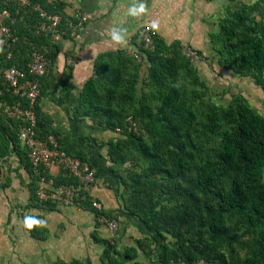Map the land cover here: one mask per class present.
<instances>
[{
	"label": "trees",
	"instance_id": "obj_1",
	"mask_svg": "<svg viewBox=\"0 0 264 264\" xmlns=\"http://www.w3.org/2000/svg\"><path fill=\"white\" fill-rule=\"evenodd\" d=\"M34 1L49 11L63 13L66 19L69 16L64 3ZM235 3L226 7L218 19V30L209 34L215 60L208 57V61L250 78L264 91V0ZM25 19L15 28L21 40L14 46L10 65L23 67L34 43L46 50L49 70L60 54L69 56L60 42L37 37L29 30L37 23L35 13L25 14ZM152 35L154 46L146 47L143 42L145 55L139 54L141 60L125 48L100 53L95 75L81 92L78 111L82 115L104 129L125 128L106 144L112 163L106 171L124 186L123 193L116 190L120 215L133 217L150 232L136 239V245L120 250L115 239L99 237L94 231L95 242L103 246L97 264H147L139 260L140 250L146 251L152 264H198L199 260L264 264V114L230 86L224 92L230 94V101H215L209 82L196 60L186 54L181 40L169 41L155 31ZM139 38L137 32L133 43ZM195 50L205 59L202 50ZM144 66L147 73L142 77ZM41 96L37 104L38 134L54 133L62 149L87 160L96 178L102 177L85 152L73 144L66 146L68 141L51 128L40 106ZM15 98L5 89L0 102ZM3 116L10 131L6 130V135L0 131V176L1 161L15 150L31 178V202L56 210L55 203H42L36 194L42 177L52 176L34 171L19 138V125L4 113L2 105L0 118ZM130 116L137 131L126 127ZM131 161L142 163L141 171L128 169L126 164ZM53 180L57 186L73 181L62 175ZM84 208L96 214L90 202ZM104 214L115 218L107 209ZM29 231L32 237L40 236L37 227ZM245 250L246 256L241 257ZM51 264L84 263L60 259Z\"/></svg>",
	"mask_w": 264,
	"mask_h": 264
},
{
	"label": "rangeland",
	"instance_id": "obj_2",
	"mask_svg": "<svg viewBox=\"0 0 264 264\" xmlns=\"http://www.w3.org/2000/svg\"><path fill=\"white\" fill-rule=\"evenodd\" d=\"M235 1L236 0H143L146 6L145 12L133 14L131 9L138 8L141 0H131V4H129L128 8L131 10V16L134 17V19L137 18V21H135V25H132L127 30L124 31L122 29L120 31L123 33L124 37L127 38H124L125 42L120 44V46L128 50H135L140 55H145L142 50L144 44L141 38H139L137 44H134L132 41L133 36L137 32L140 33L143 29L151 31V33L152 31L157 33L156 29L158 28H154V30L150 28L152 25L141 20V16L139 15L145 14L144 20L147 18L151 21L150 23H158V20H163L161 25L163 28L162 32L166 34L169 40L179 39L183 46L192 47L193 49L198 48H196L192 42H196L198 46L202 47L205 52V59L196 64L197 67H201L209 62L208 57L215 60L209 34L218 30L219 17L224 13L226 7L232 4L235 5ZM241 1L252 2L253 0ZM154 8H156V12ZM212 67L213 66L208 64V66H204L202 69L203 76L207 79L211 87L210 93H212L211 95L215 101L223 104L228 103L230 101V94L224 93L229 88V85L226 84L227 79L224 75L216 73ZM146 73L147 66H144L141 72L142 77H144ZM259 92L260 90L255 89V93ZM255 93L251 96L253 98L252 101L255 100V105L261 108V103L259 101L260 96H258L259 98L256 100L257 96H255ZM109 131H104L105 133H103L104 136L102 140H107L108 142V140L113 137V133L116 135L114 130ZM107 142L104 143L107 144ZM10 161L11 172L9 175L7 174L4 176L3 180H5V182L9 179L10 175H16L24 168L23 164L22 166L18 165V159L15 157H10ZM126 166L128 169L135 167L136 170L141 171L143 164H134V162L131 161L128 162ZM123 172H126L125 169ZM27 178L31 181L29 176H27ZM110 180L108 182L102 180L98 182L97 179L96 186H102L105 192H110L111 190V195L114 199L116 198V200H118L116 190L123 193L124 186L119 183L117 184L112 178ZM24 181V178H21L20 181L17 180L15 191L6 192L3 184L0 187V202L3 205L0 211V264H51L60 259L65 261L78 259L84 264L89 262L96 264L100 259L102 245L95 242L93 238L94 231H96L99 237L115 239L118 249L120 250H123L124 247L130 246L131 244L136 245V239L138 237H145V233H142L140 226H138L140 224L134 220L133 217L126 218L127 216L120 215L121 213L118 210L119 204L117 208H107V211L114 213V217L120 221L118 231L112 234L108 228L99 221L98 215H96L97 213L95 214L90 210L77 207L67 208L58 205L56 209L59 210L57 212H52L48 206H36L30 200L31 190L25 187ZM2 192L5 193L3 194ZM110 201L112 200L108 199L105 201V205L108 204L110 205L108 207H112L113 205ZM26 216H34L46 221L44 226L37 227L40 232L39 237H32L30 231L24 227L23 220ZM96 226H98V230H96ZM43 229H47V231ZM168 240L174 241L171 237H169ZM246 240L250 243L249 237H247ZM246 254V250L240 252L241 257H245ZM139 260L147 262V264H152L151 258L147 256L145 250H140ZM127 264L131 263L129 262Z\"/></svg>",
	"mask_w": 264,
	"mask_h": 264
},
{
	"label": "built area",
	"instance_id": "obj_3",
	"mask_svg": "<svg viewBox=\"0 0 264 264\" xmlns=\"http://www.w3.org/2000/svg\"><path fill=\"white\" fill-rule=\"evenodd\" d=\"M48 1L64 3L67 6L68 18H64L61 12L47 10L39 1L0 0V95H4L6 89L11 96L16 97L13 102L7 100L3 103L0 102V106L3 105L4 113L18 123L19 138L28 152L34 171L38 175H44L50 173L56 166L60 170V175L73 179L72 182L57 186L54 180H48L43 176L42 183L36 190L38 200L42 203L49 201L77 208H83L86 202H90L98 213L99 221L112 234H115L120 227V221L104 214V210H106L104 203L92 193L97 183L94 168L87 160L62 149L58 137L54 133L40 136L37 132V104L41 96V79L47 75L50 64L46 50L34 43L23 67L9 64V60L15 55L14 46L21 40V36L15 32V28L18 23L26 21L25 14L34 15L35 13L37 15V23L29 26V30L35 36H44L56 42L77 37L90 20L88 13L80 7V0ZM140 37L146 47L153 48L154 41L151 31L141 30ZM128 51L138 60L142 59L137 51L132 49ZM185 52L188 56H192L196 62L203 59L191 47L186 46ZM66 63L71 66L77 64L75 53L70 52L66 57ZM128 121L127 129L137 131V124L132 116L128 118ZM124 129L117 127L115 132L121 135L125 132ZM198 264L211 263L199 260Z\"/></svg>",
	"mask_w": 264,
	"mask_h": 264
},
{
	"label": "crops",
	"instance_id": "obj_4",
	"mask_svg": "<svg viewBox=\"0 0 264 264\" xmlns=\"http://www.w3.org/2000/svg\"><path fill=\"white\" fill-rule=\"evenodd\" d=\"M130 2L131 0H80V7L90 16L89 22L86 24V27L79 33L77 37L73 39H63L59 41L64 52L75 53L77 57V64L75 66L68 65L66 63L67 56L65 55V53L60 54L58 61L53 66H51L42 84L43 95L40 99V106L42 111L46 113V115L49 117L51 122V128L58 132L59 136L65 142L66 140L68 141L66 142V146L73 144L78 147V150L83 151L87 154L94 167L101 172L102 177L98 178V182L101 180L108 182L111 179V177L107 175L106 171V168L112 164L108 157L107 145L104 143L107 142V140H102V137L104 136L103 133H105L104 131L108 132L109 130L104 129V127L95 124L91 120V118L82 115L78 111L80 97L86 81L95 75L94 66L98 55L102 52L125 48L121 47L120 44L115 42L111 38V35L108 34H111L112 30L115 28L120 31L122 29L125 31L132 25H135V21H137V18L134 19V17L131 16L132 13L130 12L133 9L130 10V8H128L129 4H131ZM156 8H154L155 12L157 11ZM139 16H141L142 21L152 25V27L150 26V28H158L159 30L156 29L157 32L163 35L167 40H169L166 37V34L162 32V19H160V21L158 20V23H150L151 21H149V19L146 18V20H144L145 14H140ZM169 41H172V39ZM192 44L196 48L204 52L203 48L198 46L196 42H192ZM208 64L210 66H213L212 69L216 71V73H218L219 75H224V77L227 79V85H229L233 90L241 92L248 99V101L253 107H255L260 113L264 114V91L262 88L256 85L248 77H240L229 70H225L219 67L216 62H214L213 65L210 62H207L205 65L201 67L199 66L200 71L202 72L204 66L206 67L208 66ZM255 89L260 90V94L255 93ZM253 93H255V96H257L256 100H258V96H260L259 101L261 103V108H258L255 105V100L252 101L253 98L251 96H253ZM6 130L7 132L10 131V125L7 118L3 116L2 118H0V131H2L4 135H6ZM118 136L119 135L117 133L116 135H114L113 133V137L111 138L114 139ZM111 138L109 140H111ZM10 157L17 158L18 165L22 166L20 156L15 150H12L10 155L7 156V160L1 161L2 169L0 177L2 180V184L6 189L5 191H15V188L17 186V180L20 181L21 178L25 179V187L29 189L30 180L27 178V176L30 177V175L25 168L20 170V173L22 175L20 173L16 175L12 174V176L10 175L9 179L6 182L5 180H3L4 176L7 174L9 175V173L11 172ZM49 175L52 176V180L53 178L55 179L56 176L60 175L59 168L54 166L50 171ZM2 193L4 194L5 192ZM92 193L95 197L102 200L104 205L105 201H107L108 199L112 200L110 202L113 206L108 207L110 205L106 204V209L117 208L119 202L118 200H116V198L114 199V197L111 195V190L110 192H105L102 186H95V188L92 190ZM1 205L2 204L0 202V211L3 207V205ZM58 205L61 204H55V209ZM65 207L68 208L73 206ZM82 209L85 208L83 207ZM58 210L59 209L50 211L57 212ZM138 226H140L142 233H145V237L150 235L149 230H147L145 226ZM43 230L47 231V229ZM96 230H98L97 226ZM139 238L142 237H138L137 239ZM133 245L134 244H131L130 246Z\"/></svg>",
	"mask_w": 264,
	"mask_h": 264
},
{
	"label": "clouds",
	"instance_id": "obj_5",
	"mask_svg": "<svg viewBox=\"0 0 264 264\" xmlns=\"http://www.w3.org/2000/svg\"><path fill=\"white\" fill-rule=\"evenodd\" d=\"M145 4L143 3V0H141V2L139 3V6L138 8H134L132 10V13L133 14H137V13H144L145 12ZM111 38L119 43V44H122L125 42V39H124V35L122 32H120V30L118 29H113L112 30V33H111ZM23 223H24V227L28 230H31L33 229L34 227H39V226H44L46 224V221L44 220H41L37 217H34V216H26L23 220Z\"/></svg>",
	"mask_w": 264,
	"mask_h": 264
}]
</instances>
